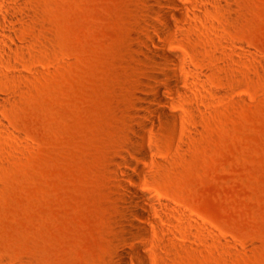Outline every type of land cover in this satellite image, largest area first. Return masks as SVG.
<instances>
[{"label": "rangeland", "instance_id": "374dc122", "mask_svg": "<svg viewBox=\"0 0 264 264\" xmlns=\"http://www.w3.org/2000/svg\"><path fill=\"white\" fill-rule=\"evenodd\" d=\"M25 4L29 77L13 82L20 91L0 137V264H110L121 233L112 166L148 87L138 59L150 0ZM225 8L185 42L186 54L225 43L211 47L228 61L225 93L191 92L199 110L184 127L192 135L150 138L160 162L151 190L177 235L153 239L148 264H264V0ZM219 81L208 88L221 89ZM172 98L186 118L189 100Z\"/></svg>", "mask_w": 264, "mask_h": 264}, {"label": "bare ground", "instance_id": "6f19581e", "mask_svg": "<svg viewBox=\"0 0 264 264\" xmlns=\"http://www.w3.org/2000/svg\"><path fill=\"white\" fill-rule=\"evenodd\" d=\"M25 1L0 0V137L8 129L6 114L15 106L20 91L13 82L29 77L24 59L31 41L21 34L29 15ZM227 2L150 0L151 5L147 9L149 18L144 26L145 35L140 39L142 50L138 59L149 71L146 79L148 87L141 91L136 119L123 136L125 148L112 166L116 188V221L121 233L116 248L111 252L110 264H130L131 258L148 264L153 256L147 250L155 254L157 249L153 239L156 242L164 234L168 239L176 238L175 226L165 215V212L170 213L167 203L160 201L151 190V175L160 162L153 157L150 138L158 135L172 144L178 140L179 134L192 135L196 130L188 131L184 127V123L199 110V104L193 101L191 92L198 98L203 90L214 95L225 93L227 80L224 72L228 61L225 53L215 54L216 50L211 48L223 49L225 43L214 38L212 46L201 45V51L199 46H195L192 54L190 51V54H186L188 46L185 47V42H196L191 29L198 27L205 19L211 21L214 13L226 9ZM231 10L229 6L228 16H231ZM177 21L184 25H178ZM210 31H217V27L213 26ZM218 60L220 63H217ZM217 75L221 89L208 88ZM165 89L168 99L164 97ZM174 93L190 102L182 107L184 113L188 114L186 118L173 109ZM156 127L159 129L156 130ZM180 141L179 148L182 149L184 139L180 138ZM4 155L5 149L0 144V162ZM141 162L147 164L148 169H143ZM179 216L186 218L185 213ZM173 226L174 231H171Z\"/></svg>", "mask_w": 264, "mask_h": 264}]
</instances>
